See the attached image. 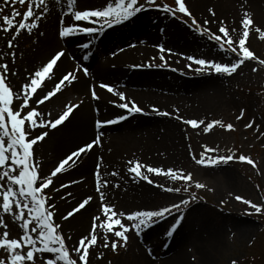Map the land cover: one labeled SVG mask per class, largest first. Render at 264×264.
<instances>
[{
	"label": "snow or ice",
	"instance_id": "1",
	"mask_svg": "<svg viewBox=\"0 0 264 264\" xmlns=\"http://www.w3.org/2000/svg\"><path fill=\"white\" fill-rule=\"evenodd\" d=\"M19 4H28L26 12L14 13L13 17L5 16L3 19L7 25L3 30L12 32L15 28V35L7 41L8 48L13 47V41L26 31L29 35L33 30H39L42 19L50 11L45 0H16ZM59 2V0H57ZM6 3H11V0H6ZM77 0H67V7L73 9L70 13L73 23L65 26L64 20L60 21V29L58 36L60 39L68 40L78 35L87 37L99 38L107 29L125 24L133 18L149 9V6L155 5L156 10L170 14L173 18L177 17V13L182 14L191 19V26L194 31L200 36H206L209 41L214 42L229 59L232 54L237 57L231 60L230 63H222L217 60H209L205 58H197L196 56H184L190 63L187 68L194 70L197 73H209L216 75H224L231 77L236 74L246 61H257L260 66H264V59H260L250 50L248 39L252 27L255 23L252 16L245 12L243 19L240 22L242 32L239 34L238 42L234 40L231 33H236L237 28L233 27L231 31L226 26L224 21H219V34L213 33L211 29L203 27L196 17L189 10L185 0H175L176 7L164 4L162 7L156 4V0H107L102 7L84 8L83 10H75ZM42 9V10H41ZM210 14L215 17L214 10L209 9ZM64 15L69 13L64 12ZM16 15H22L23 20L16 26L14 20ZM184 24H188L187 20H182ZM212 21L205 20L203 25H208ZM163 31V29L161 30ZM255 31L259 33L260 39L264 40V30L256 27ZM40 36L45 35L42 31ZM102 42V41H101ZM18 46V45H17ZM78 47L87 50L88 54L83 56V60H88L92 56L91 41L80 43ZM131 47H135L131 45ZM160 63L147 65H133L134 68L144 67H168L166 55L171 56L173 49L166 48L164 44H158ZM123 51V49H121ZM116 55L115 52L112 53ZM65 56L64 50H58L52 55L46 64L39 70L30 74L28 82L22 85V89L14 92L10 86L9 74L17 75L13 72L8 64L0 65L3 70L0 71V228L4 231L0 236V264H91L90 255L98 247L109 249L112 252H118L119 248H127L129 243V233L135 232L140 236L146 228H150L159 220L165 219L167 216H172L180 212L181 207L187 208L190 201L182 199L180 203H173L169 206L159 208L157 210H137L133 212L118 211L115 204L109 202L108 189L111 187L119 189L120 184L112 185L107 179H104L100 174V164L96 165V192L99 195L100 214L92 217V224L87 235L79 238L78 244L74 245L70 251L69 245L66 243V236L62 230L61 224L56 219L58 206L54 202L52 191L62 193L63 189L69 188L72 184L79 181H69L61 183L59 187H54V178L58 174H63L67 168H72L76 161L81 158V155H87L96 147H101L102 133H99L90 143H85L83 146L71 151L66 155L48 175H42L41 166L35 159L34 147L39 142H44L49 137L51 130H58V126L65 125V122H70V116L79 104H68L58 118L54 120H45L43 114L38 111L39 106L50 100L58 92H61L64 87H67L77 79L76 73L83 71L85 76L90 74L89 68L85 66L78 67L74 72L64 74L55 87L35 100L36 107H31L29 101L37 93L39 88H42L45 79H51V75L55 68H58V62ZM16 53H12V63H15ZM76 59L75 56L72 57ZM153 61L156 57L152 58ZM194 65L196 66L194 68ZM175 70V69H174ZM253 72L258 71L257 68L252 69ZM67 82V83H66ZM99 87L106 89L109 93H113L119 97L121 103L116 106L125 109L126 115H121L113 120H97L96 128L100 129L108 124H116L128 119L131 115L142 113L143 109L134 101L128 100L125 93L117 91L113 85L101 82ZM92 98L99 100L96 86L93 85L91 91ZM19 101V103H15ZM112 103L115 104V101ZM153 110L161 116H172V113L160 111L153 107ZM97 111H99L97 109ZM179 111L178 109L176 110ZM51 113H49V116ZM244 113L241 112L237 119H243ZM182 123L190 125L193 129L200 128L205 125L204 120L184 119L176 116ZM253 122L245 125L246 128H253ZM226 128L228 131L234 130V125L228 123L226 126L220 120H214L206 124L202 131L205 133L211 132L215 126ZM39 129V131H38ZM259 131V128H256ZM204 151L200 153L199 158L193 154V160L196 164L205 167H219L221 164L227 165L230 161L238 159L240 162H246L249 165L256 167V163L246 155H210L218 152V148H210L204 145ZM75 158V159H74ZM100 161L103 157L99 158ZM71 161V163H69ZM129 167L127 172L133 181L143 180L148 184H155V181L148 175L155 176L166 175L173 182L184 180L185 182L192 181V173L184 174L183 169L169 168L165 170L162 167H153L151 165L142 164L140 161H128ZM111 176H119L118 171L109 173ZM162 191L180 193L188 192L191 188V183H186L181 187H167L162 184L156 185ZM195 187L203 189L202 183H196ZM48 190V191H46ZM69 197L71 192L67 194ZM62 200L66 197L61 194ZM192 200H195V194H192ZM237 201H242L244 204L254 210L256 214H264V204H257L251 200L245 199L237 195ZM93 200L92 196H88L78 204L77 207L62 216L64 221H69L70 218L86 209ZM248 212V215L254 214ZM11 217L13 224H18L19 231L16 238H10V225L5 220V217ZM183 214L176 217L175 223L167 231V236L171 238L183 221ZM70 235L67 240H71ZM151 254V250H149ZM75 256V258H74ZM97 260L103 258V253L96 256ZM111 264V262H109ZM235 264V261H233Z\"/></svg>",
	"mask_w": 264,
	"mask_h": 264
},
{
	"label": "rangeland",
	"instance_id": "2",
	"mask_svg": "<svg viewBox=\"0 0 264 264\" xmlns=\"http://www.w3.org/2000/svg\"><path fill=\"white\" fill-rule=\"evenodd\" d=\"M211 1L212 0H201L202 6L197 0H189V4L196 5V8L199 10L196 11L195 9V14L201 15L197 21H200L203 27L211 29L213 33L219 34V18L230 23V27H228L230 31L233 27H240V22L245 12L252 16L257 27L264 30V0H244L242 5L245 6L241 5V0H222L221 2L224 3V6L221 10L216 7L215 11L217 15L215 17L209 12V9H212ZM106 2L107 0H101L99 2L86 1L85 3L75 6V10L102 7ZM141 2H144V0H141ZM3 3H5V6L7 5L6 0H3ZM156 4L161 7L164 4L176 7L175 0H156ZM3 7L0 6V9ZM149 7H154V9H148L153 15L157 12H160L166 17L169 15L163 11L156 10L155 5ZM26 9V6L22 7L24 12L27 11ZM70 10L72 11L73 9ZM70 13L65 26L73 23ZM0 14L2 13L0 12ZM3 14H6L5 9L3 10ZM177 14L179 17L182 16L180 13ZM239 14L242 18L239 17ZM214 18H216L215 23L211 22V24L203 25V21H213ZM225 24L228 26V23L225 22ZM236 24H238V26H235ZM255 28L256 27H254V31ZM168 29H170V27H168ZM164 30L166 33L167 28L164 27ZM179 30H181L182 35H184V30L182 28ZM9 34H11V32H9ZM231 34L234 40L238 42L239 36H236L235 33ZM194 35L198 36L205 43L208 42L215 45L213 47V54L219 52L225 54L222 53L221 49L214 42L207 40L206 36H200L197 33ZM192 38L194 39L193 36ZM35 40L33 41L36 42ZM184 40H187V38ZM178 42L179 41H177V43ZM248 46L257 57L264 59V40L260 39L259 33L255 31V36L252 34L249 36ZM60 47L62 46L59 42L53 43V46L49 48L46 55L42 57L39 62L45 61L51 53ZM29 48L33 51L35 46H30ZM37 50H35V52ZM21 51L20 54L17 55L18 60L22 59L21 54L24 53V48H21ZM196 54H198V52H196ZM232 56L237 58L235 54H232ZM157 60H159V57ZM117 61L120 62V59L117 58L115 62ZM180 63L181 65L185 64L182 61ZM71 66L72 64L68 62L66 69H70ZM25 67H27L26 63ZM253 68H257L258 71L253 72ZM174 76H176L177 79L170 77L171 79H168V81L166 79V83L168 84H165L163 81L157 80L156 77L153 78L152 74H148L147 77H150V79H143L144 82L142 80L141 84H158L159 88L172 94L170 95L172 101L175 100V96L197 98L199 101L197 102L201 103L200 107L202 109L205 108V110L210 113V118L222 121L225 126L228 123H232L234 125V130L228 131L226 128H216L209 136L203 137L202 141H206V145L210 148H218L217 153H223L225 155L234 154L236 157L239 155L249 156L256 163V167L254 168L253 166L237 160L227 165L223 164L224 168L222 169L205 170L196 168L187 160L185 155L186 151L183 150V152H181L182 146H178L184 142L183 137L185 136V132L183 133V130H181L182 122L175 118L177 112L174 110L168 111L170 108L168 107L166 109L168 104L165 102H163L162 105L157 104L155 108H158L160 111L170 112L172 116H161L155 111H150L149 114H147V110L143 109V114H140L139 118H144V120H142V123L130 134L110 132L107 135L109 140L105 141L101 139L102 144L105 142L109 143L105 150H111L109 155H107L106 151L104 152L102 161L106 160L108 163H112V166L122 162L125 163L124 159L129 158V156L133 154V151L149 161V158L154 155V152L159 150L162 154V151L165 150L163 147H170L171 152L173 151V153H171L172 156L168 157L166 155L165 160L158 161L159 166L155 164L156 167H162L165 170L169 168L183 169L185 175H187V173H192V181L185 182L184 180H177L173 182L166 175L155 176L149 173L148 175L155 181V184H148L143 181L145 187H131L127 184L129 180L127 179L128 175L126 177L124 176V178L111 176L107 180H109L112 185L116 183L120 184L121 187L116 189L110 185L108 189L110 201L116 205L118 211L124 212L157 210L173 203H180L182 199L189 200L190 206L185 209H182V206L180 212L174 214L175 217H173L171 222L172 225L175 223L176 217L180 214H183L184 218L180 227L174 234L171 245L169 244L168 246V242L165 239L167 238L165 233H167L172 226L170 224L172 216H169L158 221L150 228H146L147 231L144 230L140 236H137L134 231L130 232L127 248H119L118 252L114 253L109 249L98 247L90 255L91 264H109V262H111V264H171V260L181 261L183 264H232L235 260L238 263L241 260L246 261V257L248 256L255 257V260L252 258L253 263L250 264H264V214L254 213V210H252L249 205L235 199V197L239 195L254 203L264 204V68L261 67L257 61H246L233 76H212L209 79L197 81L200 84H197L196 81L190 82L187 79H181V76L177 74ZM208 80H214L215 82L213 84L203 82ZM10 86L15 89L13 85L10 84ZM84 89L87 93L86 87ZM121 102L122 101H120V103ZM242 111L244 113L243 119L238 120L237 117L240 116ZM198 114L200 113H195V116L198 117ZM82 115V111H80V109L77 110L74 113L75 119L73 118L70 124H67L57 133L62 132L66 136L74 134L73 128L70 127H73V123L79 121ZM146 115H149V117ZM151 115L160 117L154 119V125L147 124L148 119L155 118L151 117ZM92 119V115H88L87 119H85L87 126H92ZM253 121L255 122L253 128L249 129L245 127L247 123ZM161 126H165L167 130L170 129L171 131H167L165 128V132L161 133ZM257 127L259 131H256ZM150 128H155V131L153 132L152 130L150 134H148L147 129ZM192 134L196 137L195 141H200V143H202L201 140L198 139L199 134ZM129 135L131 136L129 137ZM92 137V133L87 134L84 136L81 144ZM144 140L147 144L153 143V148L151 147L150 150H148V148L146 151H142L141 149H144L142 147L144 145ZM77 146L78 145H76V147ZM193 147H195V145H193ZM71 149L68 148V150H66L67 152L54 158L47 166V172H44V175H48L51 167H53L57 160L66 153L71 152ZM101 149L102 147L99 150L98 148H94L88 160H90L91 157L97 156L96 151H99L98 153L100 154L102 152ZM37 152L38 150L34 151V153L38 155ZM84 157L85 156L82 154L81 158ZM81 158L76 162L78 163L81 161ZM35 159L37 163L40 162L38 157H35ZM153 162L157 163V160ZM93 163V160L89 163L88 171L90 175H92L93 171L96 169ZM75 167L74 165L66 175L54 178V187H59L61 183L74 181L73 179L81 175V172H78L77 176L75 174L76 171L71 172ZM66 169L69 168L66 167ZM180 181H182L184 185L186 183H191V188L194 193L188 191L189 193L184 196L180 195V193L162 191L160 187H155L156 185L162 184L165 188H175L179 185L178 182ZM196 183H202L205 187L203 189L197 188L195 187ZM255 184L259 185L261 190L260 194L258 193V186ZM71 187L72 186L63 189L62 193L52 191L54 202L60 204L58 206L56 219L62 226V230L66 236V243L69 245L70 251L74 245L78 244L79 238L84 236L83 234L85 232L88 234V230L85 227H83L81 231L73 234L68 233L69 230H67V228H70L72 225H77L74 220H77L80 215L79 213L72 218L73 220L64 221L62 219V216L77 207L82 199L73 197V202L65 206V199L62 200L60 197L61 194H63L67 199L68 192L74 195L75 190ZM202 193L206 194L209 199L208 201H210L212 205L200 199L198 195H202ZM55 194H58V196L55 197ZM192 194H195V200L191 199ZM217 205L222 206L223 210L217 209ZM248 212H253L254 214L248 215ZM5 220L8 221L10 225V238H16L17 232L19 231L18 224H13L11 217L6 216ZM3 231L4 229L0 228V236H2ZM68 235L72 237L71 240H67ZM163 248L167 249L165 250ZM149 250H151V254ZM99 253H103V258L97 260L96 256ZM243 264L249 263L246 261Z\"/></svg>",
	"mask_w": 264,
	"mask_h": 264
},
{
	"label": "bare ground",
	"instance_id": "3",
	"mask_svg": "<svg viewBox=\"0 0 264 264\" xmlns=\"http://www.w3.org/2000/svg\"><path fill=\"white\" fill-rule=\"evenodd\" d=\"M86 1H90V0H86ZM0 6H4L3 0H0ZM8 6H10L11 8H20L19 7V3L16 2V0H11V3H8ZM5 9V7L0 9V12L2 14H0V65H4V64H8L9 68L13 71L16 72L17 75H11L9 74V83L11 85L14 86L15 89L14 92H17L19 90L22 89V85L26 82H28V79L30 77V74L34 73L35 71L39 70L40 68H38V64L39 61L42 57H44L47 53V51L49 50V48L51 46H53V43L58 42V38L55 36L54 34V30H53V25L51 24L53 18L55 17V15L58 13V10H56L55 8H49L50 11L48 12L50 17L47 18V24L45 26V30L43 29V26L40 28L39 30H34V34H32L31 36H28L26 31H22L21 34L17 37V39L15 41H13V47L10 49L7 46V41L9 39H11V37L13 35H15V33H11L9 34V32H5L3 29L7 26L5 24L4 21V17L5 16H9L10 18L13 17L11 15V13H8L6 15L3 14V10ZM19 10V9H18ZM214 20V19H213ZM16 26L18 27V22L19 20L15 17L14 20ZM43 32L45 35L40 36L39 32ZM119 36V35H118ZM34 37L37 38V40L34 39ZM114 37H111L109 39L106 40L107 42L113 41ZM33 40H35L36 42H34ZM115 40V39H114ZM18 45V46H17ZM30 46H35V49L30 50ZM21 48H24V53L21 54L22 59L18 60V54H20ZM38 50H37V49ZM35 50H37L35 52ZM68 50L70 51H75V49L73 47H71V45H68ZM15 52L16 53V57H15V63H12V53ZM22 52V51H21ZM102 52V51H100ZM141 52L146 53L149 52L147 50H142ZM154 54V53H152ZM73 53H68L65 54L64 57L61 58V61L58 62V68H55L53 70V73L51 75V79H45V82H43V87L39 88V90L37 91V93L32 97V100H30V104H32L34 107H36L35 105V100L40 98L41 96L47 94L48 92V88L52 85V82L54 79H57V77H59L61 74H63L66 71V67L68 65V62L71 60V58L73 57ZM172 61L171 63H177L179 62L178 59L171 57ZM25 63L27 65V67H25ZM116 62L115 61H111V65H115ZM119 66L116 65L114 66L115 68H117ZM65 67V68H64ZM113 67V66H112ZM108 69H104V66L100 65V68L97 69V71L95 72V74L97 76L100 75H104V74H108L110 73ZM3 69L0 68V71H2ZM57 70L59 72H57ZM137 70H135L136 72ZM126 72L128 73V71L126 70ZM78 77V76H77ZM90 80H95V78H86L84 79L83 77H78L71 85V89H65L61 92H59L57 95L53 96L50 100L46 101L43 105L39 106L38 111L40 113L43 114V117L45 120H54L57 117V114L60 112V108L62 106H64L67 102L68 99L72 100L71 102H73L72 99V95L74 93L79 94L80 96L83 97V99H81V104L79 106L78 109H76L74 111V113L80 109V111H82V116L81 119L79 121H75L73 123V133L74 134H70V136H66L64 135L62 132L61 133H57L58 131H61L63 127H65L67 124H70L71 121L74 118V113L72 114V116H70V122L66 121L65 125L62 126H58V130H51L49 137L45 139L44 142H39L35 147H34V151L38 150V155L35 154V157H38L40 159V166H41V172L44 174V172H47V166L51 163V161L60 156L62 153L67 152L66 150L71 149V148H77L78 146H80L81 141L83 140L84 136H86L89 133H94V130L92 128V126L90 127L89 125L87 126V122L85 121V119H87L88 115H92L94 113H106V109H103L102 112L97 111V109H95L93 107V105L91 104L90 101H88L85 96H84V92L85 89L84 87L88 84V82ZM130 82H132L134 79L133 77H131V79H128ZM88 86V85H87ZM131 96H138V93H133V92H129ZM80 96H76L75 98L79 99L78 97ZM76 99V100H77ZM143 101H145V99H142ZM15 103H19V101H16ZM101 110V108L99 109ZM49 113H51V115L49 116ZM75 119V118H74ZM77 119V118H76ZM83 119V120H82ZM64 135V136H63ZM66 143V144H65ZM76 145H78L76 147ZM153 143L151 144H147L144 143V145L142 146L144 149H141L142 151H146V149L150 150L151 147L153 148ZM72 150V149H71ZM41 152V154H40ZM90 153H88V155L85 157L84 162L82 163V166H80L78 168V170H76V176L78 174V172H81V175H78L76 179L81 178L82 176H87L88 178L83 180H79L78 183H75L71 188H73V190H75V194L71 195L70 197L68 196L67 199L64 200V202H66L65 206L70 205L71 202H73V197L75 198H82L80 200V202H82L83 199L87 198L88 196H92L93 200L90 202V205L86 206V209L81 210L79 212V217L77 218V220H74V222H76L77 225H72L70 228H67L68 233L69 234H73L75 232L81 231L83 229V227L87 228L88 233L90 231V226L92 224V217L94 215L97 214L98 212V208H99V195L96 196L95 193L92 195V191L90 190V187H88L89 185V180H90V172L88 171L89 168V163H91V161L93 160V164L95 165V159L96 156H94L93 158L91 157L90 160H88V158ZM41 156V157H40ZM81 169V170H80ZM74 192V191H73ZM60 195V194H59ZM55 197L58 196V194L54 195ZM62 202V201H61ZM79 202V203H80ZM57 206H59L60 204H56ZM70 220H73L72 218H70ZM88 220V223H87ZM87 232H85L83 235H86ZM82 235V234H81ZM173 240V239H172ZM171 241H170V245H171ZM171 264H183V262L181 261H177V260H171Z\"/></svg>",
	"mask_w": 264,
	"mask_h": 264
}]
</instances>
